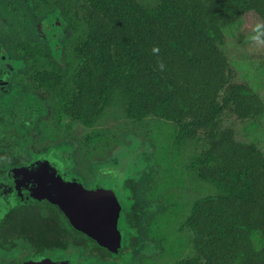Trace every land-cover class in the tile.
I'll return each mask as SVG.
<instances>
[{
	"label": "trees",
	"instance_id": "16d2710c",
	"mask_svg": "<svg viewBox=\"0 0 264 264\" xmlns=\"http://www.w3.org/2000/svg\"><path fill=\"white\" fill-rule=\"evenodd\" d=\"M75 1L0 0V55L6 53V48L15 50L13 57L23 73L46 65L69 72L72 60L64 48L67 40L72 41L71 48L81 62L75 71L76 91L70 99L67 92L51 94L62 115L89 125L103 107L118 103L123 105L126 117L142 121L153 110L149 103L136 97L164 92L159 95L164 103L161 118L176 126L177 142L200 129L209 128L214 134L224 108H229L239 120L264 112L262 97L246 82L232 83L219 103L217 96L227 81L228 61L210 35L234 24L248 11L256 13L264 25V0H159V5L148 13H143L139 0H82L87 30H81V22L71 15ZM60 19L64 31L59 37L62 46L51 47L48 38ZM68 26L72 28L70 35L66 34ZM27 88L17 80L15 85L2 89L0 145L32 139L30 125L14 112L18 104L28 99L37 103L39 96ZM148 134L156 145L159 133ZM101 135H86L83 143L100 141ZM169 147L158 145L152 153L159 163L162 181H181L186 171L190 181L200 179L229 188L223 196L209 195L197 200L187 213L183 224L196 235V256L183 259L181 264H264L263 155L252 145L237 141L232 127L220 129L201 154L179 167L174 164L175 159L168 161ZM38 151L41 150H30L28 158ZM14 155L4 153L0 160L4 166L7 160L18 162ZM151 171L142 177L143 184H149L148 189L155 185V170ZM167 196L160 210L162 224L175 220L180 208L169 193ZM7 209L0 204V223L18 227H5L4 239L17 238L21 247L25 239L52 242L58 237V232L36 219V213L42 216L39 208L36 212L9 213L5 218ZM141 211L144 212L143 207ZM140 215L127 238V247L133 249L130 260L136 258L142 240L158 246L161 253L181 251L183 242L173 230L166 227L162 231V226L156 231L153 215L152 222L146 224L141 222L149 215ZM140 229H144L143 235ZM82 241L91 247L85 239ZM67 243L70 244L68 232L62 244Z\"/></svg>",
	"mask_w": 264,
	"mask_h": 264
},
{
	"label": "rangeland",
	"instance_id": "374dc122",
	"mask_svg": "<svg viewBox=\"0 0 264 264\" xmlns=\"http://www.w3.org/2000/svg\"><path fill=\"white\" fill-rule=\"evenodd\" d=\"M139 1L143 4V13H148L150 9L159 5V0ZM82 6V0L75 1L71 7V15L81 22V30H87L88 26L84 15H82ZM71 30L70 26L66 27V34L70 35ZM210 35L219 43L228 61L227 81L217 96L219 103L223 101L227 88L234 82L250 84L264 101V25L261 19L253 11L244 12L234 24L211 32ZM71 45L72 41L68 43L67 40L64 48L72 60L69 72L64 73L47 65L35 69L33 75H41L36 79L41 90L45 92H67V97L72 98L76 91L75 71L81 62L76 58ZM165 88L169 89V86ZM160 94L163 95L164 92ZM160 94L136 97L141 102L149 103L153 110L144 116L142 121H134L126 117L123 105L116 103L103 107L89 125L78 119L65 116L61 122L57 123V131L54 129L53 131L59 133L64 130V135H67V138L71 136L73 140H77V144L82 143L86 135L101 132L103 134L101 140L95 142L92 148L96 153L93 158L99 160L112 159L120 166L131 168L136 175H141L151 169H158L159 164L155 162V157L152 155L158 145H171L166 151L167 159L171 163L174 161L172 158L175 159L174 164L179 167L201 154L213 135L226 127L233 128L237 141L252 145L264 157V112L250 119L239 120L230 112L229 108H224L217 118V129L214 134L209 128L200 129L193 132L190 137L176 142V126L161 118L160 112H163L164 103L160 101ZM56 111L59 112L58 109ZM153 131L159 133L156 142H154L156 145L150 141L151 136L148 134ZM49 135L52 136L50 141L57 137L56 134L50 132ZM34 143L40 145L37 139ZM15 149L19 153H23L24 150L21 144H18ZM39 152H43V150ZM79 159L83 161L82 156H79ZM90 168L93 167L90 166ZM164 180L161 182L165 183L163 185L164 191L173 196L174 200L180 204V208L175 214V220L164 221L163 227L161 226L162 231H166V227L168 231L173 230L183 242L182 249L178 254L161 253L158 246L142 240V243L137 247L136 258L126 264H144L142 259L148 264H181L183 259L196 256L193 250V241L196 235L188 226L183 224V220L197 200L209 195L223 196L229 191L228 187L200 179L190 181L186 171L183 172L181 181L176 179V181L171 182L170 179L167 180L166 178ZM82 254L83 256L86 255L84 252ZM88 255L90 254L86 256ZM79 256L85 260L81 257L80 252ZM89 264L115 263H111V260H91Z\"/></svg>",
	"mask_w": 264,
	"mask_h": 264
},
{
	"label": "flooded vegetation",
	"instance_id": "af4514ba",
	"mask_svg": "<svg viewBox=\"0 0 264 264\" xmlns=\"http://www.w3.org/2000/svg\"><path fill=\"white\" fill-rule=\"evenodd\" d=\"M1 30L2 22L0 21V32ZM3 52L6 53L0 55V94L5 86L7 88L9 86L15 85L17 80H20L22 86L26 88L28 87L30 92L32 93L36 92L37 96H39V99L37 103L28 99L26 103L18 104L14 111L16 116L20 114L23 117L22 119H25L26 123L30 125V134L32 135V139H27L24 141L15 140V142H11L8 145H0V157H2L4 153H6L8 156L16 154L17 156H14L18 157L19 159L18 162L7 160V162L5 163L7 166H4V162L0 160V204L1 206L5 205L6 207H8V212L4 216L5 218H7L9 213H15L16 211L20 212L22 210L36 212V208H39L40 211H42V216L36 213V219H39L40 222L46 225L49 230H51L52 228V231L54 233L58 232V237L56 236L57 238L52 242L48 239L45 241H29L28 239H25V241H23L24 243H22V246L20 247V243L17 238L13 239V237L11 236V240L4 239V237H7V234H3V232H5V227L6 229L12 226H16L17 228L18 225H4L1 222L0 264H23L41 256H48V254L53 251L66 250L69 247H78L81 257L86 260L87 264H89L91 260L110 261L107 256V251L104 248L91 245L90 243L89 244L91 245V247L85 245L86 243H83L82 241V239L84 238L79 234L74 233L73 228L68 222V219L64 216L63 213L59 212L54 205L40 201L25 203L22 205H15L11 208L10 203L3 202L4 198H2V196L4 188H8L10 186L14 169L18 168L24 162V160L29 157L30 150L37 149L46 152L51 146L55 148L70 149V155L72 157L71 167L69 169L64 168V161L58 159L60 157V153H58L55 155L57 157L56 160L49 161L52 162L55 167L53 169L47 170V173L54 172V174H57L62 178H68L69 176H71L70 174H74L79 178V180L86 188L90 187L94 183L98 172L104 165L118 164L117 162L115 163L111 160L106 161L104 159H94L93 155H96L94 149H92L95 144L94 142H82L80 144H77V140H73L71 136L67 138V135H64V130H61L59 133L55 132L57 131V123L61 122L63 118H65V116L61 114V110L58 109V106H54L55 104L51 95L52 92H45L44 90H41V88H39L38 81H36L39 75H33V73L35 72V68L29 69L26 73H23L24 71L22 69H18L19 63L18 61H16V58L13 57L15 50L6 48ZM30 78H32V80H30ZM0 105H3L1 101ZM57 109L59 110V112L56 111ZM0 111H2L1 106ZM53 129L55 131H53ZM49 132L56 134L57 137L53 136L56 138H53L50 141V138H52V136L49 135ZM36 139L38 140L40 145H36L34 143ZM18 144H21L23 146V153H19L17 149H15ZM34 146H36L37 148H35ZM28 147L29 149H27ZM79 156H82L83 161L79 159ZM155 162L158 163L157 161ZM90 166H92L93 168H90ZM122 167L129 171V176L123 181V187L127 189L128 195L125 197L124 207L122 209V222L128 229L127 238L129 232L132 231V228L134 227L133 225H135L133 223L138 219L140 214L149 215V217H143L141 224H146L149 221L152 222V220L154 219L153 221L155 222V225H153V228H155V230L157 231L158 227L162 226V215L160 213V210L161 206H163V198L164 196L168 197L167 191H164L163 188L164 184L161 183L162 179L164 178L162 172H160L159 169L155 170V175H153V177L155 176V180L153 181V184H155L156 186L154 185V187L152 186V188L148 189L149 184H143L142 177L148 175L149 173H152L151 170H148L141 175H136L131 168L125 166ZM171 199H174L173 196L171 197ZM142 207L144 212L141 211ZM155 211L157 213L153 215ZM2 220L3 218L1 219V221ZM67 232L69 233L70 244L67 243L63 245L62 243L66 242ZM140 232L143 235L144 229H140ZM119 251L120 253L127 252L133 254V249L130 247H120ZM83 252L86 255H90L83 256ZM134 259L130 260V262L134 261ZM128 262L129 261L116 263L115 260H111V263L115 264H126Z\"/></svg>",
	"mask_w": 264,
	"mask_h": 264
},
{
	"label": "water",
	"instance_id": "95a60500",
	"mask_svg": "<svg viewBox=\"0 0 264 264\" xmlns=\"http://www.w3.org/2000/svg\"><path fill=\"white\" fill-rule=\"evenodd\" d=\"M62 19L51 30L48 43L61 47L59 37L63 35ZM58 159L64 161V168L72 165L70 149L49 147L47 152H34L13 171L8 188H4L3 202L11 205L31 202H47L64 214L75 234H79L91 245L102 247L110 260L129 261V253H120V247H127L128 229L122 222V209L128 191L123 181L129 171L118 164H106L98 172L94 183L85 187L79 178L70 174L62 178L54 172L52 164ZM66 162V163H65ZM6 199V200H5ZM10 205V206H11ZM23 264H87L79 256L78 247L53 251Z\"/></svg>",
	"mask_w": 264,
	"mask_h": 264
}]
</instances>
